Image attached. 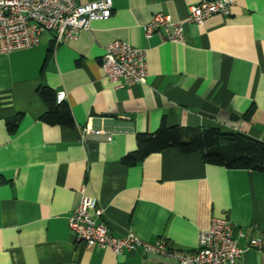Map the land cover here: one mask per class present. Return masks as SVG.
<instances>
[{"label": "crops", "instance_id": "0c3cea01", "mask_svg": "<svg viewBox=\"0 0 264 264\" xmlns=\"http://www.w3.org/2000/svg\"><path fill=\"white\" fill-rule=\"evenodd\" d=\"M200 1L112 0L108 19L73 38L56 43L45 31L31 48L0 51V264H177L141 249L116 255L75 243L67 215L82 195L98 201L96 219L114 236L182 251L198 247L213 218L264 235V171L205 163L200 152L176 148L122 162L136 136L161 123L264 141V0H236L228 16L186 22L188 6ZM158 13L183 24L182 43L161 30L145 38L143 25ZM115 40L145 50L144 82L115 88L104 76L100 60ZM42 86L67 93L73 127L42 121ZM86 124L114 130L112 141L82 137ZM239 243L238 264H264V251Z\"/></svg>", "mask_w": 264, "mask_h": 264}, {"label": "built area", "instance_id": "2783aa9c", "mask_svg": "<svg viewBox=\"0 0 264 264\" xmlns=\"http://www.w3.org/2000/svg\"><path fill=\"white\" fill-rule=\"evenodd\" d=\"M236 0H201L188 6L186 22L201 24L212 15L228 16ZM112 0L78 2L77 0H0V51L9 53L17 49L31 48L38 44L45 31L54 32L56 43L75 37L89 28L95 20H106L112 13ZM161 30L164 39L182 43L184 29L170 14L158 13L143 25L146 39ZM100 66L104 76L115 88H123L144 82L147 74L146 52L127 42L115 40L105 48ZM67 93L56 92V102H65ZM115 131L82 127V137L92 135L111 142ZM103 214L95 198L82 195L78 205L67 215L68 228L75 243L85 247L111 248L116 255L141 249L173 259L177 264H238L244 248L264 251V235H252L236 227L226 216L213 218L208 228L200 231L198 247L182 251L168 243H149L133 234L114 236L104 222L97 217ZM126 264V263H117Z\"/></svg>", "mask_w": 264, "mask_h": 264}, {"label": "trees", "instance_id": "16d2710c", "mask_svg": "<svg viewBox=\"0 0 264 264\" xmlns=\"http://www.w3.org/2000/svg\"><path fill=\"white\" fill-rule=\"evenodd\" d=\"M39 94L48 104V110L41 117L43 122L51 125L74 126L69 105L66 102L58 104L55 91L42 86ZM250 113L251 110L246 115ZM15 125V123L9 124L11 129ZM136 146V150L123 157L122 162L125 165L140 163L150 153L176 148L183 154L200 152L205 163L228 169L264 171V141L224 131L219 127H181L161 123L153 133L138 134Z\"/></svg>", "mask_w": 264, "mask_h": 264}]
</instances>
